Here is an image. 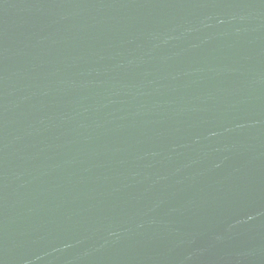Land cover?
I'll list each match as a JSON object with an SVG mask.
<instances>
[{"label":"water","instance_id":"water-1","mask_svg":"<svg viewBox=\"0 0 264 264\" xmlns=\"http://www.w3.org/2000/svg\"><path fill=\"white\" fill-rule=\"evenodd\" d=\"M0 264H264V0H0Z\"/></svg>","mask_w":264,"mask_h":264}]
</instances>
